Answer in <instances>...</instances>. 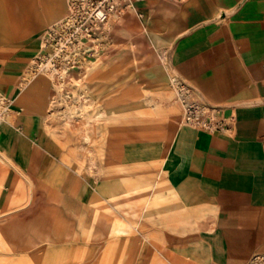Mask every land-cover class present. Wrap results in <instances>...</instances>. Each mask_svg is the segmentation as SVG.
<instances>
[{
	"label": "crops",
	"instance_id": "1",
	"mask_svg": "<svg viewBox=\"0 0 264 264\" xmlns=\"http://www.w3.org/2000/svg\"><path fill=\"white\" fill-rule=\"evenodd\" d=\"M35 4L0 0V95L10 100L0 154L11 162L0 166V264H85L84 249L108 245L113 264L120 256L126 264H250L264 255V0H140L111 20L102 56L127 54L132 67L122 69L134 74L93 99V116L106 104L105 126L88 133L93 146L78 142L81 134H53L56 82L25 77L49 28L31 37L42 24L32 20ZM42 6L47 19L57 16L53 0ZM157 68L159 81L144 76ZM172 76L193 100L232 118L230 130L185 125L176 98L174 113L136 121L166 97L148 88ZM92 201L93 224L82 226ZM117 224L131 233L113 232Z\"/></svg>",
	"mask_w": 264,
	"mask_h": 264
},
{
	"label": "rangeland",
	"instance_id": "2",
	"mask_svg": "<svg viewBox=\"0 0 264 264\" xmlns=\"http://www.w3.org/2000/svg\"><path fill=\"white\" fill-rule=\"evenodd\" d=\"M34 1L36 2V4L32 8V20L35 23L42 22V24L35 28L34 31H31V37L36 35L39 30L45 27H50L62 20L67 14L69 2V0H53L57 16H55L53 19H47L46 9L42 6V1L44 0ZM10 10L14 12V9L10 8ZM22 14H24V9L22 10V8H20L19 15ZM124 16L125 14H118L112 18V21H117L119 19L121 20ZM119 33L124 37L129 35V32L126 29H121ZM12 44L17 45V42H14ZM117 46H119V44L114 45V47ZM136 46L137 45H135V47ZM122 55L123 54H120L116 60L110 62H106L104 56H98L96 61L92 60L89 63L90 65L86 66L80 71L73 72L66 85H61L57 82L55 83V95L51 102L50 112L47 118L49 119V125L54 126L52 130H50L53 132V134H55L56 137L66 138L69 132L73 134H81L80 136H77L79 138L78 142H81L82 144L83 142H89L93 146V139L88 133L93 129V124L105 126V119H102V115H100V112L101 110L104 111L106 107V104L104 102L96 104L95 107L98 108L99 114L98 116H93V99L100 95L98 98L102 96V100H104V95L107 93L105 92V90L108 89L107 87L111 86L112 84H117L120 79L130 78L134 74V72L122 69L123 64L126 63L129 64L126 66H128L129 68L132 67V59L128 61L125 60L123 63V58L125 59L128 56L127 54H125L124 56ZM160 62L164 64L166 62V58L162 57L160 59ZM30 68L31 66L29 67L28 73L25 77L30 80V83H32V81L39 76L32 79ZM144 76H146L147 78H151V80L153 81H159V79H161L159 68L151 71L150 74L145 73ZM51 79L54 80L52 77ZM172 79L175 80V88L173 86ZM172 79L162 80V85L160 84L161 86L158 85L152 88H148L149 93H154L155 91L158 92L161 90L166 97L162 102L156 105L149 103L148 106L153 105L150 109L140 111L133 115L136 121L152 124L157 118H164L169 112H175L172 108V105L173 101H175V98L176 100H178L176 91L177 82L175 77L172 76ZM66 90L68 92H66ZM116 93L117 92L115 91L114 94ZM130 94L131 97L135 96L137 94V91L130 90ZM69 95H71V98L68 97ZM130 106L131 108L134 107L133 104H131ZM179 112L183 113L182 109ZM59 132H61V134H59ZM87 152L93 155L92 150L88 149ZM8 163L11 164L8 159L0 154V166H4ZM56 174L57 171H55V175ZM81 222L82 226H89L91 223L93 224V201L88 211L81 214ZM113 232L131 233V230L122 229L121 225L117 224V226L113 229ZM84 236L86 237L88 235L85 234ZM91 238L93 239V233L91 235ZM115 249V246L108 245L106 247H102L100 252H96L95 247H93V250L91 247H88L83 250V262L85 264H88L90 260L93 259V264H113V254L115 252ZM123 260V256H120L116 264H126ZM129 264H140V262L137 260H133Z\"/></svg>",
	"mask_w": 264,
	"mask_h": 264
},
{
	"label": "built area",
	"instance_id": "3",
	"mask_svg": "<svg viewBox=\"0 0 264 264\" xmlns=\"http://www.w3.org/2000/svg\"><path fill=\"white\" fill-rule=\"evenodd\" d=\"M136 1L140 0H70L67 16L42 36V51L31 63L32 79L46 75L66 85L73 71L104 54L112 18L131 8ZM176 82L185 125L211 134L230 130L232 118L193 100L190 88L177 79ZM0 101L1 120L10 109V100L0 95ZM250 264H264V255L255 256Z\"/></svg>",
	"mask_w": 264,
	"mask_h": 264
},
{
	"label": "bare ground",
	"instance_id": "4",
	"mask_svg": "<svg viewBox=\"0 0 264 264\" xmlns=\"http://www.w3.org/2000/svg\"><path fill=\"white\" fill-rule=\"evenodd\" d=\"M69 1H70V0H69ZM68 13H69V2H68V10H67V14H68ZM67 14L64 16V18L67 16ZM64 18H63V19H64ZM63 19H62V20H63ZM119 20H120V19H119ZM119 20H117V21H119ZM60 21H61V20H60ZM60 21H59V22H60ZM59 22H57L56 24H58ZM56 24H54V25H56ZM54 25H52V26H54ZM52 26H50V27H52ZM50 27H49V28H50ZM41 47H42V43H41ZM31 63H32V62H30V66H31ZM89 63H90V62H88L87 64L82 65L80 70H82V69L85 68L86 66L90 65ZM80 70H75V71H80ZM75 71H73V72H75ZM172 83H173V86H174V88H175V84H174V83H175V80H174V79H172ZM0 107H1V101H0Z\"/></svg>",
	"mask_w": 264,
	"mask_h": 264
}]
</instances>
